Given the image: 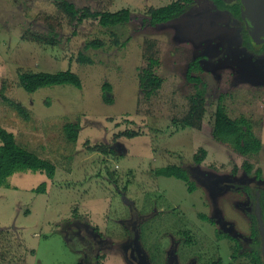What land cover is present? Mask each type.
Listing matches in <instances>:
<instances>
[{
	"label": "rangeland",
	"instance_id": "1",
	"mask_svg": "<svg viewBox=\"0 0 264 264\" xmlns=\"http://www.w3.org/2000/svg\"><path fill=\"white\" fill-rule=\"evenodd\" d=\"M58 1L0 0V126L56 166L53 179L27 170L0 187V264H256L255 202L244 188L264 190V55L243 47L242 23L211 0L158 25L151 10L176 0H67L78 10H130V22L106 28L71 20ZM198 58L191 76L206 84V114L188 127V70ZM147 69L163 80L150 97L140 89ZM65 70L81 89L20 86V73ZM220 98L231 118L251 122L259 153L214 139ZM69 123L79 124L76 141ZM173 165L188 171L193 192L156 175Z\"/></svg>",
	"mask_w": 264,
	"mask_h": 264
},
{
	"label": "trees",
	"instance_id": "2",
	"mask_svg": "<svg viewBox=\"0 0 264 264\" xmlns=\"http://www.w3.org/2000/svg\"><path fill=\"white\" fill-rule=\"evenodd\" d=\"M211 1L217 9L230 13L233 20L243 21L241 17V0H233L230 2L227 0ZM56 3L57 7L61 9L67 15V17L79 23H83L85 20L91 19L98 21L102 27L107 28L128 23L132 19L131 12L128 9H122L117 12H93L89 8L78 10L73 3L67 0H60ZM196 3V0H176L166 6L152 9L150 12V24L158 25L178 19L187 14V12H189L196 5ZM46 21L49 23L52 31L56 28L62 27L61 23L57 20L46 19ZM55 36H57V34H55ZM242 39L244 47H246L250 52L256 54L264 53V44L261 46L260 50H256L255 47L261 43L254 41L246 28L243 31ZM51 43H56V39L54 37L51 39ZM90 45L94 47L102 46L101 43H92ZM79 59L81 62H85L87 60L82 55ZM154 64H157V61L151 62V65ZM200 70V59L198 58L189 66L188 70V78L194 83L195 86V92L189 96L190 110L188 114L181 120V123L188 127H194L201 123L206 114V84L200 77L191 76L193 72H198ZM19 82L20 86L29 93H35L41 88L63 85H71L78 89L82 88V82L79 76L73 73L71 70L58 71L55 73H20ZM162 82V78L158 77L150 69H147L140 77V89L145 93L146 96L150 97L161 88ZM103 89L104 91H110L111 87L109 84H105ZM105 100L110 102V99L106 96ZM18 108L20 109L21 113L25 112V109H23L20 105H18ZM65 130L70 140L76 141L78 138L79 124L69 123L65 126ZM212 135L218 142L230 145L236 152L244 156L257 154L262 149L261 139L253 131L251 122L245 117H240L237 119L231 118L222 98L219 99L216 112L214 114ZM134 136V134L131 135V137ZM204 153L205 150H203V154ZM201 161L202 157L195 158V162L197 164H200ZM244 167L246 168L248 174H251L253 164L245 163ZM27 170L35 173L45 174L48 179H53L56 174V166L52 162L41 158L36 153L31 152L19 145L15 134L0 126V187H9L7 180L10 177L16 173ZM155 173L157 176L175 177L180 179L189 185V192H193L195 190V186L191 181L190 174L181 166H167L157 170ZM261 177L262 171L261 169H258L256 172V178L261 179ZM46 188V183H42L36 189V192L40 194L45 193ZM244 189L250 194L253 202H256L257 192H259L261 214L262 220L264 222V190L257 189L253 192L252 189L247 186H245ZM253 224L250 252L253 262L256 264H262V242L258 230L257 219Z\"/></svg>",
	"mask_w": 264,
	"mask_h": 264
},
{
	"label": "water",
	"instance_id": "3",
	"mask_svg": "<svg viewBox=\"0 0 264 264\" xmlns=\"http://www.w3.org/2000/svg\"><path fill=\"white\" fill-rule=\"evenodd\" d=\"M241 4V17L246 24L249 35L254 41L264 43V0H241ZM256 216L262 242V264H264V222L262 220L259 193L257 194Z\"/></svg>",
	"mask_w": 264,
	"mask_h": 264
},
{
	"label": "flooded vegetation",
	"instance_id": "4",
	"mask_svg": "<svg viewBox=\"0 0 264 264\" xmlns=\"http://www.w3.org/2000/svg\"><path fill=\"white\" fill-rule=\"evenodd\" d=\"M242 11V10H241ZM230 14V13H229ZM230 16H231V14H230ZM231 18H232V16H231ZM233 19V18H232ZM234 21H236L237 23H242V26H243V29H242V34H243V31H244V29L246 28V24H245V22L244 21H238V20H234ZM247 29V28H246ZM241 38H242V35H241ZM264 43H261V44H259L257 47H255L256 48V50H260L261 49V46L263 45ZM242 45H243V39H242ZM243 47H244V45H243ZM246 48V47H245ZM247 49V48H246ZM247 51H249L248 49H247ZM250 52V51H249ZM250 54H253V55H256V56H263L264 55V53L263 54H256V53H253V52H250ZM259 192H257V194H258ZM256 203H257V197H256V202H255V212H256ZM261 207V206H260ZM256 214V213H255ZM256 218H257V216H256ZM257 222H258V220H257ZM259 230V229H258ZM251 233H252V231H251Z\"/></svg>",
	"mask_w": 264,
	"mask_h": 264
}]
</instances>
